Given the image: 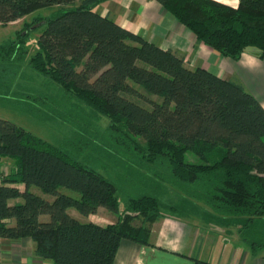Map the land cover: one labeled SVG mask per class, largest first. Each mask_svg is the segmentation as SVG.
Wrapping results in <instances>:
<instances>
[{"label":"trees","instance_id":"obj_1","mask_svg":"<svg viewBox=\"0 0 264 264\" xmlns=\"http://www.w3.org/2000/svg\"><path fill=\"white\" fill-rule=\"evenodd\" d=\"M103 1L0 0V25L56 8L40 20L31 57L23 31L0 44V90L18 91L28 60L106 117L108 141L139 167L225 217L264 219L263 104L241 83L191 68L173 50L102 15L95 7ZM158 1L221 55L239 60L250 46L264 54V0ZM70 151L0 117V160L14 161L11 172L0 176V237L31 238L36 254L53 264H114L123 239L151 244V225L163 216L156 192L143 188L127 198L122 212L116 181ZM100 207L118 220L100 224L70 212L89 217Z\"/></svg>","mask_w":264,"mask_h":264},{"label":"rangeland","instance_id":"obj_2","mask_svg":"<svg viewBox=\"0 0 264 264\" xmlns=\"http://www.w3.org/2000/svg\"><path fill=\"white\" fill-rule=\"evenodd\" d=\"M55 10V7L39 8L21 20L0 25V44L16 39L18 32L23 31L27 36L25 45L28 57H31L38 50L37 40L42 23L40 20ZM27 62L28 60L24 61L20 84L16 87L18 91L16 92L15 88L0 90V117L14 121L49 142L67 147L77 160L99 170L113 182L115 180L119 187L122 212L128 197L138 196L145 190L155 191L164 215H176L188 222L192 218L200 219V223L215 229L214 235L227 233L228 237L225 236L224 239H229L232 243L242 238L241 240L249 247L255 245L252 244L254 241L258 245H264V219L246 223L244 219L225 217L218 210H212L199 200L187 199L186 194L178 186L153 176L149 170L139 167L131 155L125 154L122 152L123 149L108 141L106 133L109 120L106 117L71 97L54 81L32 69ZM7 91H15V94ZM27 93L39 100L32 101L26 98ZM13 167V160L2 158L0 175L10 173ZM143 188L146 189L142 190ZM34 190L45 195L39 188ZM45 196L51 198L49 195ZM206 210L211 214L209 220L207 214H203ZM78 215L82 216L79 213ZM44 217V220L49 219L48 215ZM95 218L104 224L118 220V216L105 207H102ZM140 221L135 223L140 225ZM255 246L257 249L260 248Z\"/></svg>","mask_w":264,"mask_h":264},{"label":"crops","instance_id":"obj_3","mask_svg":"<svg viewBox=\"0 0 264 264\" xmlns=\"http://www.w3.org/2000/svg\"><path fill=\"white\" fill-rule=\"evenodd\" d=\"M218 1L234 5L239 2ZM95 10L160 47L183 56L189 67H203L224 79L241 83L264 106V54L260 49L247 47L239 60L225 57L198 42L194 33L158 0H104ZM101 209L89 217L79 216L74 210L70 212L83 221L104 224L95 218ZM203 214H207L209 220V211ZM199 220L192 218L188 222L176 215L163 214L151 225V244L123 239L114 264H200L198 261L210 264H264V247H249L242 238L232 243L224 239L228 237L227 233L214 235L215 229ZM113 222L116 221L109 223ZM35 249L36 244L31 238L0 237V264H53L52 260L39 257Z\"/></svg>","mask_w":264,"mask_h":264},{"label":"built area","instance_id":"obj_4","mask_svg":"<svg viewBox=\"0 0 264 264\" xmlns=\"http://www.w3.org/2000/svg\"><path fill=\"white\" fill-rule=\"evenodd\" d=\"M0 176H1V175H0ZM1 177H2V176H1ZM1 177H0V178H1Z\"/></svg>","mask_w":264,"mask_h":264}]
</instances>
